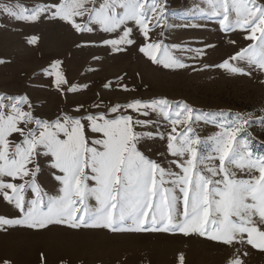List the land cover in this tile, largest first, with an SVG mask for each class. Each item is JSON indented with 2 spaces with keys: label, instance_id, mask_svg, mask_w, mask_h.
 I'll use <instances>...</instances> for the list:
<instances>
[{
  "label": "snow or ice",
  "instance_id": "obj_1",
  "mask_svg": "<svg viewBox=\"0 0 264 264\" xmlns=\"http://www.w3.org/2000/svg\"><path fill=\"white\" fill-rule=\"evenodd\" d=\"M203 4L201 16L216 18L222 31L239 30L254 42L218 67L238 74L264 72V0H203ZM0 11L17 22L33 23L47 14L77 32H92L90 24L105 33L119 31V39L104 40L103 45L121 51V45L133 43L127 23L135 22L150 41L149 24L153 20V27L163 24L166 4L101 0L97 6V0H58L32 8L0 5ZM85 16L83 25L77 23V18ZM34 42V38L29 41ZM140 52L164 68L186 66L160 42H146ZM230 60L246 63L249 72ZM58 64L53 63L48 74L54 73L59 90L66 80ZM128 110L137 118L126 115ZM150 113L172 125L167 149L177 157L172 163L179 172L162 167L137 147L154 135L136 130L151 127L152 121L139 119ZM216 116L184 103L173 108L166 99H153L115 105L107 113L63 114L50 121L34 115L26 96L0 95V196L20 213L16 219L0 217V228L39 230L61 224L112 232H178L198 234L225 246L243 243L246 235L248 245L264 251V156H254L249 140L240 138L252 114L237 115L230 123L220 124L221 131L208 141L201 140L192 125L214 123ZM259 123L264 125V116ZM178 126L183 130L178 131ZM89 132L95 135L90 138ZM42 159L54 170L56 195L43 192L38 182ZM28 190L34 196L31 200L25 197ZM230 264L243 261L237 256Z\"/></svg>",
  "mask_w": 264,
  "mask_h": 264
},
{
  "label": "rangeland",
  "instance_id": "obj_2",
  "mask_svg": "<svg viewBox=\"0 0 264 264\" xmlns=\"http://www.w3.org/2000/svg\"><path fill=\"white\" fill-rule=\"evenodd\" d=\"M56 2L0 0V5L32 8ZM100 2L97 0V6ZM161 2L166 4V16L159 27H153L154 20L149 24L150 41H146L135 22L129 21L126 26L131 29L129 39L133 43L121 45V51L103 45L104 40L119 39L122 34L119 31L105 33L98 25L90 24L92 32H77L47 14L33 23L17 22L0 11V95L26 96L34 107V115L50 121L63 114L107 113L112 106L134 100L166 99L173 108L184 103L199 112L217 114L214 123L201 121L192 125L203 141L220 132V124L251 113V124L240 138L249 140L254 156H264V125L259 123L264 116V72L251 70L250 74H238L218 67L254 42L245 39L247 34L239 30L222 31L216 18L201 16L203 0ZM86 21L87 16L77 18L81 25ZM33 38L35 42L29 43ZM146 42L167 45L186 66L169 69L153 63L140 52ZM56 62H59L57 70L66 80L59 90L54 73L48 74ZM229 62L249 72L246 63ZM69 88L75 90L68 91ZM125 114L137 118L131 110ZM139 119L153 123L148 129L136 130L151 131L154 135L138 144V149L162 167L179 172L172 163L177 157L169 155L167 149L172 125L154 113ZM177 130L182 131L183 126ZM94 135L89 132L90 138ZM41 169L38 182L43 192L56 195L54 170L43 159ZM25 197L34 198L30 190ZM0 199L4 201L2 196ZM7 208L14 209L11 204ZM19 215L18 211V218ZM31 233H27L31 240L35 236L37 241H2V250L9 253L1 264H180L181 256L183 264H230L237 256L243 264H264V251L248 245L246 235L243 243L225 246L198 234L112 232L103 228L72 229L61 224L31 229Z\"/></svg>",
  "mask_w": 264,
  "mask_h": 264
},
{
  "label": "crops",
  "instance_id": "obj_3",
  "mask_svg": "<svg viewBox=\"0 0 264 264\" xmlns=\"http://www.w3.org/2000/svg\"><path fill=\"white\" fill-rule=\"evenodd\" d=\"M7 206H8V203H6L5 201H2L0 199V217H4V218H8V219L18 218V211L19 210H17L13 206V208H14L13 211H10V209L7 208ZM10 214H13L14 217H11L12 215L10 216ZM27 233H31V229L26 228V227L17 226V227H12V228H8V229L0 228V264H1V262L3 263L4 258H6V256H8V253H9L8 251L2 250V248L4 246L2 244V241H37L38 240V237H35V236H32V240H31V237H29V235ZM35 235H37V234H35ZM47 241H50V240L47 238Z\"/></svg>",
  "mask_w": 264,
  "mask_h": 264
}]
</instances>
